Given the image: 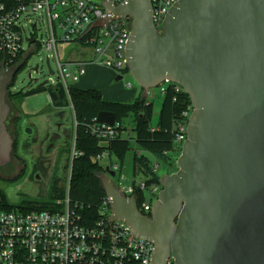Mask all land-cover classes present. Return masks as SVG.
<instances>
[{
	"label": "water",
	"instance_id": "1",
	"mask_svg": "<svg viewBox=\"0 0 264 264\" xmlns=\"http://www.w3.org/2000/svg\"><path fill=\"white\" fill-rule=\"evenodd\" d=\"M103 4L106 16L91 27L133 18L125 56L142 97L175 83L193 107L177 170L161 176L150 213L119 190L116 171L106 166L101 183L109 219L153 243L151 264H167L172 255L176 264H264V0H178L162 31L153 21L152 0ZM19 70L0 61V166L13 159L8 95ZM116 122L111 111L96 118ZM59 138L55 132L49 150Z\"/></svg>",
	"mask_w": 264,
	"mask_h": 264
},
{
	"label": "built area",
	"instance_id": "2",
	"mask_svg": "<svg viewBox=\"0 0 264 264\" xmlns=\"http://www.w3.org/2000/svg\"><path fill=\"white\" fill-rule=\"evenodd\" d=\"M104 1L0 0V61L5 59L7 68L17 67L32 52L47 50V60L50 64L52 61L56 63V69L51 64L56 79L49 83L62 85L67 91L86 76L89 64L123 73L127 68L125 47L133 18L125 16L110 20L104 27H91L96 20L106 16ZM112 1L119 5L125 0ZM176 1L152 0L153 21L159 31H162L166 14ZM41 22L49 27L47 40L42 41L39 40L38 28ZM25 44L30 47L29 52H26ZM69 44L92 48L93 55L87 59H62L60 50ZM127 85L133 86L132 83ZM192 109L191 104L184 112L185 121L179 124L177 141L181 145L187 137L186 128ZM118 127L117 122L113 126L96 123L94 132L103 137H115ZM76 154L74 150L73 156ZM104 157H108L107 152L99 156ZM106 166L117 173V164L110 162ZM115 183L125 196H137L132 182L124 183L122 175ZM141 188L145 189L144 182ZM162 188V184H153L145 189L149 194L145 192L141 200L143 213L151 212ZM76 209L67 194L65 198L52 202L47 209L0 210V264H106V258L110 256L120 264L127 257L139 264H151L153 243L131 234L125 222L109 219L111 207L108 198L104 199L99 210L100 219L94 225H83ZM167 264H176L173 255Z\"/></svg>",
	"mask_w": 264,
	"mask_h": 264
},
{
	"label": "trees",
	"instance_id": "3",
	"mask_svg": "<svg viewBox=\"0 0 264 264\" xmlns=\"http://www.w3.org/2000/svg\"><path fill=\"white\" fill-rule=\"evenodd\" d=\"M6 2H16L17 0H5ZM29 1V0H26ZM28 62L26 58L20 65V70L24 69ZM19 70V71H20ZM129 71L128 68L125 72ZM49 90V95L56 108L72 106L76 119L75 141L72 150H69L70 159L67 167L70 168V176L67 185H61L60 179L55 177L51 184L49 201L23 200L17 205H13L8 200L4 190L0 188V210H11L21 208L47 209L50 204L58 199H63L69 194L71 205L81 216L83 225H94L99 219V210L106 196L101 183V175L106 172V165L101 163L99 156L107 152L111 158V163L118 165L117 175L122 164L132 148L129 138L123 136V131L127 130L125 121L128 118L133 120L131 127L134 132V141L139 149L134 153V174L141 173L144 180L137 182L135 179L132 185L137 192V201L140 207L141 200L145 197V189L153 184L161 183V174L158 172L156 160H164L168 164H175L180 155L182 145L177 141L179 124L185 121L184 112L192 104L191 97L181 87L175 83H166L162 90L163 100L160 108L158 120L154 123L155 104L148 98L142 97L141 93L131 102L107 100L101 90L97 88L71 87L68 91L62 86H43L28 92L13 94L9 92V97L17 96L23 100L26 96ZM9 100V99H8ZM101 111H111L116 114L119 123L118 134L115 137H103L94 132L96 118ZM22 120L19 114L15 119L18 126ZM16 144V142L14 143ZM16 146V145H15ZM77 154L73 156L72 151ZM177 154L175 162L172 156ZM115 157V161L112 158ZM20 179L24 175L21 174ZM145 183V189L141 188V183ZM78 264H86L78 263ZM98 264V263H97ZM106 264H120L110 256L106 258ZM122 264H139L133 258H126Z\"/></svg>",
	"mask_w": 264,
	"mask_h": 264
},
{
	"label": "rangeland",
	"instance_id": "4",
	"mask_svg": "<svg viewBox=\"0 0 264 264\" xmlns=\"http://www.w3.org/2000/svg\"><path fill=\"white\" fill-rule=\"evenodd\" d=\"M38 28L39 40H47L48 25L41 22ZM25 48L26 52L30 51V47L26 44ZM48 54L49 52L44 49L32 52L24 69L17 73L14 83L9 87V92L17 94L32 91L38 88L40 82L55 80L56 75L51 74L47 63ZM92 55V48H81L80 44H69L64 50H60L62 59H87ZM51 64L56 69L55 61H52ZM36 65H39L38 70H34ZM118 74L123 75V78L116 82L115 78ZM128 83H132L133 86L129 87ZM78 84L81 85V88L99 87L98 89L105 94L106 99L123 102L133 101L142 90L129 71L121 73L118 70L115 71L97 64L88 65L87 75ZM54 86L50 82L46 87ZM163 86L164 84L151 89L149 95V100L155 104L154 123L160 114L163 100L161 88ZM8 99L12 111L7 124L16 142L13 152L14 159L10 167L17 170L9 175H6L8 168L0 170V175L4 178L0 180V188L4 190L13 205L28 199L49 201L51 184L55 177L60 179L61 185L68 184L70 168L67 167V162L71 155L69 150H72L74 146L76 128L73 107L56 108L51 101L49 90L28 95L23 100H20L16 95L13 98L8 95ZM19 114L22 115V120L17 126L15 119ZM59 124H61L60 127ZM125 125L128 129L123 131V136L130 139L132 148L129 150L119 174L114 177V181H117L122 175V181L126 184L131 183L134 179L141 182L144 180L143 175L141 173L134 174L133 158L139 147L133 138L134 132L131 129L133 120L128 118ZM55 132L60 134V138L49 150L50 140ZM176 156L177 154L173 155L171 160L175 162ZM112 159L116 160L115 157ZM151 159L158 163V172L161 176L175 170V164L170 165L164 160H156L153 157ZM110 162L109 156L101 159L102 164L108 165ZM19 165L23 168L20 167V169ZM23 171L24 175L20 179ZM148 191H146L147 194H149Z\"/></svg>",
	"mask_w": 264,
	"mask_h": 264
},
{
	"label": "flooded vegetation",
	"instance_id": "5",
	"mask_svg": "<svg viewBox=\"0 0 264 264\" xmlns=\"http://www.w3.org/2000/svg\"><path fill=\"white\" fill-rule=\"evenodd\" d=\"M13 159H14V156H13ZM13 159H12V161H11L9 164L4 165V166H0V170H2V169H4V168H8V169L6 170V172H7L6 175L12 174V173H14V172L17 170V169L14 168V167H10L11 164H12V162H13ZM20 167L23 168L22 166L19 165V168H20ZM21 168H20V169H21ZM1 179H4V178H3V176L0 175V180H1Z\"/></svg>",
	"mask_w": 264,
	"mask_h": 264
},
{
	"label": "crops",
	"instance_id": "6",
	"mask_svg": "<svg viewBox=\"0 0 264 264\" xmlns=\"http://www.w3.org/2000/svg\"><path fill=\"white\" fill-rule=\"evenodd\" d=\"M86 75H87V74H86ZM118 75H119V74H118ZM84 78H85V77H84ZM76 86H77V87H80L81 85L79 86V84H77ZM95 86H96V85H95ZM95 88L98 89L99 87H95ZM99 90H100V89H99ZM141 91H142V90H141ZM141 91H140V93H141ZM102 93H103V92H102ZM103 96H104V98H105V94H104V93H103ZM137 96H138V95H137ZM137 96H136V97H137ZM105 99H106V98H105ZM134 99H135V98H134ZM134 99H133V100H134ZM107 100H108V99H107ZM160 108H161V107H160ZM111 162H112V161H111Z\"/></svg>",
	"mask_w": 264,
	"mask_h": 264
}]
</instances>
